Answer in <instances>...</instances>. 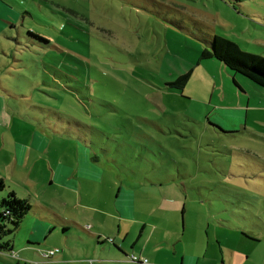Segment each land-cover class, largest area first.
<instances>
[{
	"label": "rangeland",
	"instance_id": "374dc122",
	"mask_svg": "<svg viewBox=\"0 0 264 264\" xmlns=\"http://www.w3.org/2000/svg\"><path fill=\"white\" fill-rule=\"evenodd\" d=\"M196 32L264 57V0H0V162L33 141L45 150L30 161L75 165L71 144L92 145L116 168L90 189L108 204L135 189L146 208L177 207L160 223L184 226L186 254L263 264L264 89L198 63ZM190 70L182 92L166 87Z\"/></svg>",
	"mask_w": 264,
	"mask_h": 264
},
{
	"label": "crops",
	"instance_id": "0c3cea01",
	"mask_svg": "<svg viewBox=\"0 0 264 264\" xmlns=\"http://www.w3.org/2000/svg\"><path fill=\"white\" fill-rule=\"evenodd\" d=\"M215 122L224 127L222 121ZM70 130L73 132L72 128ZM56 137L58 140L50 143L60 149L62 142L59 135ZM32 138L36 139V136ZM42 144L31 141L15 156L0 162L5 174L0 178L6 187L0 193V200L13 191L30 205V210L9 240L10 252L0 251L13 256L15 264L30 261L38 264H141L130 262V255L146 259L147 264H218L219 254L214 250L209 255V251L199 255L186 254L179 249L184 226L179 230L176 225L160 223L177 207L156 205L153 211L137 203L135 189L122 190L120 185L110 204L106 197L102 198L100 189L90 190L105 181L108 168L116 170L97 150L76 141L71 144L75 165L60 157L55 158V164L50 161L44 163V159L38 156L30 161L33 152L43 154L45 148L42 149ZM12 182L24 191L13 188ZM84 187L87 190H83ZM144 190L151 193L147 188ZM84 199L86 203H83ZM159 209L163 215L153 216L155 221L151 223L137 219L139 212L148 217ZM20 233L24 235L21 242L17 239ZM263 237L264 234L256 243ZM51 249L59 252L45 263L41 254ZM217 252L220 253L219 246ZM227 261L230 264L236 262L231 250Z\"/></svg>",
	"mask_w": 264,
	"mask_h": 264
},
{
	"label": "trees",
	"instance_id": "16d2710c",
	"mask_svg": "<svg viewBox=\"0 0 264 264\" xmlns=\"http://www.w3.org/2000/svg\"><path fill=\"white\" fill-rule=\"evenodd\" d=\"M27 35L42 45L48 44L46 40L31 33H27ZM192 36L203 45V49L199 53L198 63L216 60L233 74H238L251 84L264 89V57L244 52L232 40L218 35L204 34V32L197 34L196 32ZM191 73L190 70L178 76L174 81L167 83L166 87L169 90L182 92L191 77ZM88 147L92 148V145H88ZM5 189V184L0 178V193L4 192ZM29 210V203L18 198L13 191H9L0 200V251L10 252V242L3 241V239L14 234Z\"/></svg>",
	"mask_w": 264,
	"mask_h": 264
},
{
	"label": "built area",
	"instance_id": "2783aa9c",
	"mask_svg": "<svg viewBox=\"0 0 264 264\" xmlns=\"http://www.w3.org/2000/svg\"><path fill=\"white\" fill-rule=\"evenodd\" d=\"M59 252L58 249H51V250H48L44 253L41 254V258L43 259V261L45 263H47V261L51 260L52 257L57 254ZM129 261L132 262V263H141V264H147V260L144 259V258H140L136 255H130L129 256ZM27 264H38V262H33V261H30V262H27Z\"/></svg>",
	"mask_w": 264,
	"mask_h": 264
}]
</instances>
